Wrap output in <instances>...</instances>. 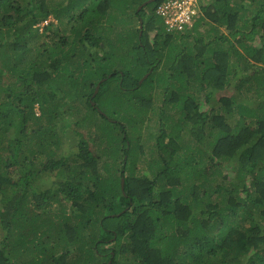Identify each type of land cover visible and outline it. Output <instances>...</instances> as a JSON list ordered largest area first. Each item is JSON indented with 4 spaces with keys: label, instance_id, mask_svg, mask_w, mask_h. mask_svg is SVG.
Segmentation results:
<instances>
[{
    "label": "trees",
    "instance_id": "1",
    "mask_svg": "<svg viewBox=\"0 0 264 264\" xmlns=\"http://www.w3.org/2000/svg\"><path fill=\"white\" fill-rule=\"evenodd\" d=\"M108 1L0 0V264H264V0H195L182 29L153 0L114 40Z\"/></svg>",
    "mask_w": 264,
    "mask_h": 264
},
{
    "label": "rangeland",
    "instance_id": "2",
    "mask_svg": "<svg viewBox=\"0 0 264 264\" xmlns=\"http://www.w3.org/2000/svg\"><path fill=\"white\" fill-rule=\"evenodd\" d=\"M126 1L132 2L131 0H109L108 1L109 5H110L109 8L107 9L108 11H107V17H106V21L108 24L102 23L100 29L103 31L104 35H108L110 40H114L115 36L118 37L119 35H122V33L131 34V32L129 30H131V28H134L136 25L135 18L133 17V15H134L133 9L135 10V7H133V9L130 8V9L126 10L125 9ZM137 2H139V0ZM132 5L135 6L134 4H132ZM139 5L140 4L136 5L137 6L136 10H137ZM50 18H48V19H50ZM100 19L98 21H100ZM35 25L37 26V24H35ZM223 33H224V35L228 36L226 31H224ZM234 40L235 39H231V42L235 43ZM125 41H126V39L123 41V45H127V44H125ZM105 44H106V42H105ZM124 52L126 53L127 51L124 50ZM170 53L172 54L171 51H170ZM113 61H114V65L116 67L115 69L122 71L123 69L118 68L119 64H120L118 62V59H115ZM101 63L102 62H98V63H96V65H94L95 67H89L87 69L88 74L91 75L90 77H94L96 75H97L96 77H98V76H100L98 74H100L102 72L104 73V72H106V70H108V67L106 65H103L104 63H102V64ZM256 65H260V63H257ZM254 67L255 66H251L250 68H254ZM132 73H133L134 78L140 74V72H137L136 70H134ZM149 73H150V71L145 72L142 75L140 74L141 76H138L137 81L141 84V82L145 81V79L148 77ZM107 76L110 77L111 73H108ZM116 77L111 79L110 81H107V83L102 85V88H103L101 90L102 93H101L100 97H98V101H97V103L100 105L101 109L108 114L114 110H117V108H120V106L118 104L119 98L116 97V95L113 93V89H112V88H117V91L119 90L118 87L120 86V84H119L120 76L119 77L116 76ZM101 80H103V79H101ZM98 84H100V81L97 82V84L95 86L94 94L97 92L96 88H97V90L99 88ZM139 89L140 88L138 86H135V87H133L132 90L137 91ZM157 92H159V89L157 90ZM156 102H157L156 103L157 105H160L159 101H156ZM80 107H81L82 114L85 115L87 118L91 117L92 113L96 117V120H94V122H92V123H90V119L84 120L83 122L79 123L81 130L83 129V131H85V133H87L90 129H92L93 135H96L99 133L100 134L107 133L110 130V127H111L110 123L103 121L95 111L89 110L88 107H86L87 108L86 109L84 103H82L80 105ZM117 116H118V113H117ZM148 117L152 118L150 120V123L147 121H144L143 123L139 124V126H140L139 132L144 137V140H143L144 144H148V143L153 142V139H154L153 135H154V133H156L155 122L158 119V117H157V115H154L152 113H148ZM91 120H92V118H91ZM147 124L150 125V128L149 127L147 128ZM203 132L207 133V131H203ZM182 134L186 135V131H182ZM68 140L71 141V137H69ZM62 149L64 150V148H62ZM101 171L103 173V169ZM104 172H105V170H104ZM56 205H57L56 203H53L51 205V208L57 209ZM67 206H68V208H67L68 211L66 213H68L69 214L68 216H70L72 214V210H71V208H69V203L67 204ZM77 219L78 218L74 219L73 216L71 215V218L69 220H70L71 224H73V223L75 224ZM56 234H57V230H54L53 235H56ZM54 254H56V255L65 254V256H68V257L72 256V258L77 257L76 251L72 250V246H70V245L66 249H62V250L58 249V251L55 252ZM84 257H86V255H84ZM82 261H84V260H82ZM87 262L89 264H96V261H93L92 258H89L87 260Z\"/></svg>",
    "mask_w": 264,
    "mask_h": 264
},
{
    "label": "built area",
    "instance_id": "3",
    "mask_svg": "<svg viewBox=\"0 0 264 264\" xmlns=\"http://www.w3.org/2000/svg\"><path fill=\"white\" fill-rule=\"evenodd\" d=\"M195 0H162L158 13L165 18L168 29H182L191 25Z\"/></svg>",
    "mask_w": 264,
    "mask_h": 264
},
{
    "label": "water",
    "instance_id": "4",
    "mask_svg": "<svg viewBox=\"0 0 264 264\" xmlns=\"http://www.w3.org/2000/svg\"><path fill=\"white\" fill-rule=\"evenodd\" d=\"M150 1H153V0H145L138 8H140L142 5H144V4H146V3H149ZM141 28H142V20L140 19L139 20V34H141ZM98 86H99V84H98ZM96 91H97V88H96ZM121 187H123V178H122V180H121ZM108 264H109V262H108Z\"/></svg>",
    "mask_w": 264,
    "mask_h": 264
},
{
    "label": "clouds",
    "instance_id": "5",
    "mask_svg": "<svg viewBox=\"0 0 264 264\" xmlns=\"http://www.w3.org/2000/svg\"><path fill=\"white\" fill-rule=\"evenodd\" d=\"M209 1H210V0H209ZM143 2H144V1H143ZM143 2H142V3H143ZM142 3H139V2H138L137 4H140V5H141ZM194 3H195V1H194ZM132 4H133V3H132ZM137 4H136V5H137ZM134 5H135V4H134ZM140 5H139V6H140ZM139 6H138V7H139ZM142 6H143V5H142ZM142 6H141V7H142ZM141 7H140V8H141ZM140 8H137V10H139ZM132 9H133V8H132ZM135 9H136V8H135ZM194 9H195V7H194ZM126 10H127V9H126ZM134 12H135V10L133 9V13H134ZM196 12H197V9H195V13H196ZM195 13H194V14H195ZM133 17L135 18V15H133ZM135 20H136V18H135ZM139 20H140V19H139ZM104 21L106 22L105 24H108L106 20H104ZM140 35H141V34H140Z\"/></svg>",
    "mask_w": 264,
    "mask_h": 264
},
{
    "label": "crops",
    "instance_id": "6",
    "mask_svg": "<svg viewBox=\"0 0 264 264\" xmlns=\"http://www.w3.org/2000/svg\"><path fill=\"white\" fill-rule=\"evenodd\" d=\"M209 1V0H208Z\"/></svg>",
    "mask_w": 264,
    "mask_h": 264
}]
</instances>
